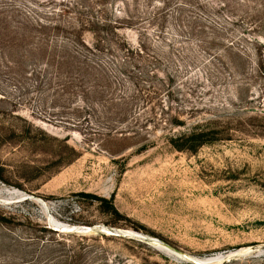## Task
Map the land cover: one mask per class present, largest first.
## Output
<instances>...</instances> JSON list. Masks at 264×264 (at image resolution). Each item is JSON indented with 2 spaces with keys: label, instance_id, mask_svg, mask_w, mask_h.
I'll list each match as a JSON object with an SVG mask.
<instances>
[{
  "label": "rangeland",
  "instance_id": "obj_1",
  "mask_svg": "<svg viewBox=\"0 0 264 264\" xmlns=\"http://www.w3.org/2000/svg\"><path fill=\"white\" fill-rule=\"evenodd\" d=\"M122 1L0 0V264H264V0Z\"/></svg>",
  "mask_w": 264,
  "mask_h": 264
},
{
  "label": "trees",
  "instance_id": "obj_2",
  "mask_svg": "<svg viewBox=\"0 0 264 264\" xmlns=\"http://www.w3.org/2000/svg\"><path fill=\"white\" fill-rule=\"evenodd\" d=\"M102 1L103 0H98V3L101 4ZM147 1L148 0H142L143 3L141 2L140 4L145 6L147 4ZM133 2H135V0H131V2L124 0L122 1V4L124 6L129 7L133 5ZM85 8H87L86 5ZM124 12L128 18H133V16L128 14V11L125 10ZM75 13L77 14V17L74 20L76 24L79 25L80 27L89 26V28H91L90 31L93 32L95 35L97 33L100 34L102 32L106 33V31L111 30L113 24H117V20L115 19L113 21L106 20L102 16H95L91 14L89 11H87L86 13L76 11ZM262 24H259L258 27L261 28ZM98 37L99 38L95 37V42L105 41L101 35H99ZM96 45L97 44H93L91 48L98 49ZM143 50H144V46L143 44L140 43H138V47L136 48L130 46H124L123 49V51H126V53H131L138 56H140ZM230 136H231V127L229 126V124L221 125L219 123L209 121L203 124L194 125L186 132H180V134L177 135L176 137L170 138V144L174 148L180 151L195 152L198 148H200L202 145L206 143H210L218 140L231 139Z\"/></svg>",
  "mask_w": 264,
  "mask_h": 264
},
{
  "label": "water",
  "instance_id": "obj_3",
  "mask_svg": "<svg viewBox=\"0 0 264 264\" xmlns=\"http://www.w3.org/2000/svg\"><path fill=\"white\" fill-rule=\"evenodd\" d=\"M73 229L76 230V228H73ZM82 229H83V230H87V228H81V229H78V230H82ZM55 230H58V229L55 228ZM112 234H113V233H112Z\"/></svg>",
  "mask_w": 264,
  "mask_h": 264
},
{
  "label": "bare ground",
  "instance_id": "obj_4",
  "mask_svg": "<svg viewBox=\"0 0 264 264\" xmlns=\"http://www.w3.org/2000/svg\"><path fill=\"white\" fill-rule=\"evenodd\" d=\"M13 194H14V193H13ZM61 227H62V226H61ZM61 227H60V228H61ZM55 228H56V227H55ZM56 229H59V227H57ZM70 229H72V228H71V227H70V228H67L66 231H68V230H70Z\"/></svg>",
  "mask_w": 264,
  "mask_h": 264
}]
</instances>
